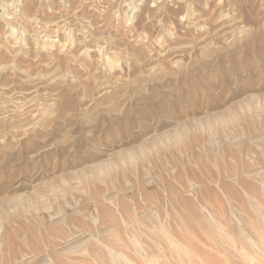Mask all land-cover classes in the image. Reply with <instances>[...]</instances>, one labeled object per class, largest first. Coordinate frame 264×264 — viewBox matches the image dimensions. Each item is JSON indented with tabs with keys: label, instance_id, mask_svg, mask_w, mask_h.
Returning a JSON list of instances; mask_svg holds the SVG:
<instances>
[{
	"label": "rangeland",
	"instance_id": "obj_1",
	"mask_svg": "<svg viewBox=\"0 0 264 264\" xmlns=\"http://www.w3.org/2000/svg\"><path fill=\"white\" fill-rule=\"evenodd\" d=\"M141 12L144 13L143 16L145 17L141 15ZM168 13L171 15H168ZM45 22L47 23L45 24ZM140 22L143 23L141 24ZM46 27L49 28L47 29ZM54 31L55 33H53ZM245 37L247 40H245ZM138 53L140 54L139 56ZM206 54H209L210 57ZM0 70H2L0 71V210L9 212L7 215L11 219L8 222L6 221V223H4L5 221L0 222V234L8 229L14 230V232L19 234L17 240L20 242L17 243V246L21 249V252L22 250L25 252H22V254L34 258L33 264L38 262L42 264L44 259L42 256L49 255L45 250L50 251V249L44 241H39L41 243L44 242L42 244L38 242L37 246L39 249L35 246H31L30 249V244L27 245V239H25L29 236L27 229L29 230V228L33 226L35 229L36 226H38V228L34 230L35 233L37 234L39 228L40 231H43V228L38 225V221L43 222L44 220V222H46L48 220V215L52 213L53 215L62 213L67 203L69 205L78 204L79 200L80 204H78V206L82 205V207L80 206L78 208V218L81 215V220H77L75 222L77 225L74 226L69 223L67 225V222L64 221L60 224V228L62 230L64 228L65 231L63 235L64 237H68L69 235L73 236L74 234H78V232L82 233L83 229L85 232L84 226H87L86 230L88 231L85 233L90 239L87 243L86 250L89 251L85 252L84 249L80 251L81 249L79 248L76 249L77 251L72 249L74 251L70 250L71 254H69V251L68 253H64V255L60 254V256H58L59 262H52L49 264H69L71 262V264H81L82 262V264L86 262L87 264H98L100 258L101 261H104L100 262L101 264H118L119 261L120 263L124 262L123 264H136L137 262V264H139L143 258V262L141 261L142 264H152L154 261L157 262V264H184L185 260L187 264L189 260L190 264H217V262L221 264H256L257 262L255 260L259 259L258 261H260L262 259V253H260L261 249H258L259 247L256 248L257 246L251 244L241 245L236 242V237H233L232 240H235L231 242L232 248L229 250V243L222 241V237L214 235L208 230L207 224H209V221L211 223L213 217L217 219H212L213 222L214 220L217 221L214 222V226L221 222H224L221 224H226L225 220L229 218L230 220L234 219V223L231 221V224L230 220H228L229 223L227 222L228 225L226 224V228L233 227L234 224L236 225L234 226L235 228L237 226L239 227L246 218H249L247 217L248 214H245V211L247 213V207L245 206V208L242 209L245 204L243 203L242 205L241 200V194L246 201L248 200L244 195V193H248V191L244 192L245 190H242L243 193H241L242 191L240 192L238 189L237 191L240 193L238 201H236L237 197L236 200L233 196H229L228 198L229 194L227 195L225 190L223 191L226 193L222 191V189H224L222 183L224 182L226 184L232 183L230 184L232 186L236 184L233 186L236 189L241 187L240 185L238 186L236 181L232 182L229 178L230 173L235 171V168H232L235 167V163H230L229 161L232 162L234 160H230L231 156L229 154L226 155L223 148L221 150H223L222 152L224 154L217 151L221 148V141H219L217 136H215L216 138L214 136L208 137V134H205V132L203 133V131L197 134L194 131V125L201 121V125H204V123L207 124L209 121L215 123L219 120L217 115H224L226 118L228 115L238 114L242 110L240 108L244 107L243 102L246 101L247 97L264 94V0H0ZM60 96L63 97L61 98ZM107 97L110 98L108 99ZM67 103L68 105L72 103L73 107H75L74 110H72V104L70 105L71 107H68L69 109L65 108L68 106ZM253 105L256 104L253 103ZM253 117L255 116L253 115ZM193 121L196 122L194 123ZM262 121H264V118L260 122L259 120L256 121V127L259 126L261 128L257 131H263L264 127L260 126H264ZM240 124L241 123L236 124V126L240 127L242 125ZM178 127H184L186 132L184 140L187 138L185 141L186 143L183 140V143L181 142L180 145L178 144L179 147L177 148L174 146L177 144H170L169 142L167 144V141L163 140L165 146L159 148L160 143L156 144L155 142L161 141V136L163 137L168 134L169 131L171 133V130L172 132L175 131ZM239 127H237L238 130H240ZM200 134L204 135L200 136ZM192 135H196L197 137L195 136L193 138ZM200 137H202V140ZM155 138H158V140ZM194 139L196 140L195 142ZM211 139L213 142L215 140V143L211 142ZM187 140L190 141V144ZM192 141L194 143H192ZM152 143H154L155 146ZM204 143H206V146ZM146 144L148 146L150 145V147ZM186 144L188 149L185 147ZM207 144L209 146L211 145V148L209 147L208 149ZM216 144L217 146L219 144L218 148L215 147ZM152 146H154V150L156 148L155 153H153L154 150ZM146 148L148 151H152L148 152ZM210 149L212 152H210ZM259 149H261V147H259ZM124 151L125 153L127 152V154H125ZM141 151H145L143 153L146 154L148 159L146 157L142 158ZM132 153L133 155L135 153L134 157L132 156V163L128 164V162H124L123 160L126 161L127 155H132ZM210 153L215 154L222 161L216 156H214V158H216L214 161L212 157L213 154L211 155ZM118 154L119 156L117 157ZM201 154L205 155V158ZM207 155H210V159ZM224 155L230 158H225ZM198 156L200 158L201 156L203 157L199 159ZM254 156H252V158ZM122 157H124V159ZM139 157L143 161V164ZM248 157L250 158L248 159L245 157L248 161L245 158L244 161L246 163H252V167L257 166L258 161L252 160L251 156ZM260 157L263 159V156ZM202 159L207 164L209 160L211 161L209 164H212L213 160L215 162H213V165L216 163L217 165L216 167H214L215 165H208L210 173L207 169L205 172L204 169L207 168V165L200 161ZM224 159H228V165H225L226 160L224 161ZM253 159L257 158L254 157ZM253 161L257 163L254 165ZM136 162L137 164L141 162V164L139 163L137 165ZM114 163L117 166H115ZM121 163L124 168L121 166ZM218 163H220L221 166L218 165ZM249 163L248 165L251 166ZM94 164L95 166L97 164L101 165L100 171L108 168L110 169L111 166L112 174H110L108 178L106 177L104 181L102 180L103 183L99 181L102 185L97 181V183H89L88 186L86 180L87 177L92 174L93 168L95 167ZM104 164H107L106 166L109 167H105L104 169ZM133 164L135 166H133ZM231 164L232 166H230ZM129 165L133 168H130L131 166L129 167ZM113 166L118 168L115 170ZM203 166H205V168ZM217 166L219 167L217 168ZM164 167H166V170ZM230 168L231 170L228 171ZM117 169L122 171L118 174L117 172L119 171H117ZM161 169H163V171H160ZM88 170L92 171L87 172ZM77 171H79V174H77ZM123 171L127 176L125 174L123 175ZM261 172V174H263V169ZM72 173L73 175L75 173L76 177L75 175H71ZM78 175H80V178H78ZM224 175H227V177H224ZM117 176L119 179L116 180ZM121 176H125L126 178ZM260 176L262 178L264 177L262 175ZM61 177L65 180L63 178L61 179ZM83 177H85V180ZM200 177L202 180H200ZM110 178H115L111 180L112 183L111 181H109V183L107 181ZM222 178L224 181H221L223 180ZM215 179H220L219 183L214 184L213 182H218ZM120 180H123V182L125 180V183H122ZM204 180L206 181L203 182ZM254 180L255 179L250 180L253 186ZM257 180L260 179L257 178L255 180L256 183L254 188H256V186L257 188L253 191L256 194L257 191L261 192H258L257 195L253 192V199H255L256 202L262 199L260 203L263 201L261 203L263 206L261 209L263 211L264 181H258L263 185H260L258 190L259 183ZM261 180H264V178ZM114 181L116 182L113 183ZM207 181H209L210 185L213 183L212 186L214 185L215 187L210 186ZM76 182L78 184H76ZM83 182L87 184L85 185ZM104 183L106 189L103 187ZM117 183L122 185L123 188L127 184L126 186L128 188L124 191ZM205 183L208 184L207 186L210 188L205 187ZM90 184L94 186L91 187ZM98 184H100V186ZM111 184H114V186ZM196 184L200 185V188L190 190L192 185ZM65 185H69V188ZM75 185H81L80 187L78 186L80 189L78 187L76 188ZM64 186L65 189L68 188V191L73 188L75 189L72 191H75L72 192L70 190L66 193L65 191L67 190L62 188ZM82 186L83 188H81ZM98 186H102L101 189H103L99 190L100 188H98ZM50 187H52V190ZM108 187L109 191H112V193L111 191L110 193L113 195V199L117 194V199H114L116 203L115 201L112 203V200H110V202L104 201L103 197L110 194L107 190ZM136 187L138 189L140 187V189L138 190ZM261 187L263 188L260 189ZM58 188H60V192ZM96 188L100 193L98 197L100 198L102 196L101 203L104 202L103 204L108 210L107 212H110L108 214L106 213L108 217L98 212L94 203L91 204L94 200L90 198L89 193ZM114 189L117 190V192L113 191ZM241 189L242 188H240V190ZM53 190L57 191V194H55L56 192ZM201 190H205L204 192L206 194L203 191L201 192ZM207 190H209L208 193L206 192ZM88 191L90 192L87 193ZM101 191H103L104 194L101 193ZM50 193L51 195H57L60 201H58L59 199L56 198V196H51ZM63 193L66 194V196L63 195ZM75 193L78 197H76ZM204 194L206 196L208 194V198L211 196L209 199L213 207L208 203L209 208H215L216 210L213 209L211 212L209 208L207 209L208 205L206 206V202H208L209 199L204 196ZM254 195H256L257 198ZM260 195L263 198H260ZM73 197L76 198H74L75 202L72 199ZM204 197L206 198L204 199ZM62 198H64L63 200L66 199V202H62ZM89 198L91 199V203ZM24 199L26 201H24ZM227 199H230L232 202ZM16 200L18 201L16 202ZM30 200L31 202L32 200L34 201L32 205H34L35 202L37 204H35L34 209ZM37 200H39V202H37ZM56 200L59 203H57ZM192 201L193 203L189 204ZM14 202L19 206L21 205V207L16 205V209ZM40 202L42 205H40ZM70 202L73 203L71 204ZM182 202L183 204L181 205ZM28 203L29 206L27 205ZM114 204H118V207L114 206ZM216 204L220 207H217ZM258 205H260L259 202ZM25 206L27 207L26 210L30 212H26ZM122 206L125 208H122ZM195 206L199 207L200 210H196L197 212H195V209H198ZM59 207H61L62 210ZM135 207H138V212ZM45 208L50 209L51 212L49 210L46 212L47 210ZM130 208L134 210V213L132 212L133 214ZM185 208L188 211L190 209V211L186 213H190L191 216L185 214ZM115 209L116 211L114 212ZM221 209L224 210L222 211ZM225 209L228 210V212ZM143 210H145V212ZM191 211L193 212L191 213ZM224 211L225 214H223ZM242 211H244V213ZM200 212L207 217L205 218L200 215ZM43 213H47L48 215L46 214V216ZM111 213L113 214L112 216ZM129 213H131V215ZM180 213L182 214L180 215ZM241 213L242 215L244 214V217ZM126 214L130 216V219ZM135 214L138 215L136 216ZM139 215L143 217H139ZM175 215H179L181 221L180 219L178 220L179 216H177V219H174L176 218L174 217ZM33 216L37 218L35 217V219ZM44 216L46 220L41 219L44 218ZM91 216L95 218V222L93 221L94 218L90 220V218H92ZM109 216L112 219H110ZM116 216L118 217L117 220L119 223L117 220L115 221ZM186 216H188L189 219H187L188 217ZM219 216L221 217L220 219H218ZM103 217H106V219ZM126 217H128V219ZM134 217L136 220L140 218V224L143 223V225L141 226L139 223L138 225L143 229L137 227V223L132 225V222L135 220ZM182 217L186 218L183 219ZM191 218L193 220H198L193 221ZM199 218L206 219L208 223ZM224 218L226 219L224 220ZM241 218L244 220H241ZM238 219L241 220V223L237 221ZM12 220L13 225L11 224ZM106 220H109V224H107ZM127 220H131L132 222H126ZM136 220L134 222H138V220ZM175 220L179 223L177 224ZM183 220H186L187 223L189 222V225L191 224L189 226L190 230L185 222L183 224ZM92 221L94 222L93 224ZM197 221L200 225L196 223ZM9 222L10 224H8ZM16 222L21 226H16L18 224ZM101 222L103 223L100 224ZM237 222L240 224L238 225ZM119 224H123L121 229L120 226L122 225ZM105 225H110L109 227H112V230H106V228H104L106 227ZM155 225H158V228H156L157 226L154 227ZM192 225H198L200 229ZM151 226L156 229L153 230L152 228L151 230ZM202 226L208 228L205 229L204 227L205 232L207 230V236L205 232H202L204 230ZM217 226L219 227L220 224H217ZM148 227L151 232L154 233H149L150 230ZM184 227L185 229H183ZM192 227H194L195 232ZM222 227L221 231L223 233L225 231H223L224 228L222 229ZM102 228H104V231L102 230L103 232L101 231ZM195 228H197L198 232ZM157 229L161 232L163 231V233L160 234L159 231L156 232ZM68 231H70L69 234ZM120 231L121 233L124 232L121 234ZM84 232L82 234H84ZM113 232H115V234ZM155 232L156 234L158 233L157 236L159 237L154 236L156 235ZM166 232L171 237L169 235L163 237V235H167ZM188 232L191 234L189 238L194 237V240H196L194 241L190 238L191 241L194 242H192L194 246L191 245V241L187 238L189 235ZM201 232L203 233L202 237L200 235ZM91 233L94 236L90 235ZM183 233H186V235ZM40 234H42V232ZM67 234L68 236H66ZM150 234L153 235L150 236ZM208 234L211 235V237L208 236ZM232 234L234 235V233ZM160 235H162L163 240ZM247 235L249 234L243 233V237L245 236L249 239ZM117 236H120L117 238L118 240L115 239ZM166 237L167 239L173 237L170 241H172L174 247H176L174 251L171 250L172 248L174 249L172 244H169L170 248L167 247L169 239L167 241ZM205 237H210V240L208 238L210 242L208 244L210 245L212 243L214 245L213 248L211 247L212 244L210 246L207 244L208 241L207 239L205 240ZM249 237H251V235H249ZM183 238L186 240L188 239L187 244L185 243L186 240H183ZM215 238H217V240H214ZM252 238L253 236L251 239ZM164 240L167 243L164 242ZM180 240H182L184 244H182L183 242ZM93 241L95 242L93 243ZM123 241H127L124 244L130 246L127 247L125 245L127 248L126 250H124ZM151 241H153L154 244ZM177 241L178 244H176ZM99 242L100 244L96 247L95 244ZM189 242L191 244H189ZM219 242L221 244H219ZM120 243H122V245H119ZM234 243H237L235 248H233ZM43 244L46 247L39 246ZM132 244H135L133 246L134 250H130ZM22 245L24 247H29L24 248ZM110 245L116 252L121 254L115 253L112 249L111 252L113 253H109L110 249L107 250V248H111L109 247ZM146 245H148L147 248ZM99 246L101 248L99 254L100 258L98 259L97 255L99 252L96 251H99ZM102 246L105 248H102ZM179 247L181 248L180 252L178 251ZM225 247L229 248L226 249ZM93 248H98V250L95 249V251ZM161 248L163 249L161 250ZM166 248H169L168 251L170 254L167 252ZM250 248V252L253 254H248V249ZM32 249L38 256L33 254L34 251ZM233 249H237L240 254L236 253L237 250L231 252ZM239 250H241L242 253ZM43 251H45V254ZM134 251H137V253ZM139 251L148 253L149 256L145 253L147 259H150L148 257L152 255L149 260L151 263L146 261L147 259L143 257L144 254L141 255L142 253ZM175 251H178L179 254ZM216 251L220 254L219 259H217L215 255L214 258L217 260L213 259L214 255H211L213 253L218 255ZM1 252L2 250H0V254L4 253V251ZM72 252H74L73 254H75V256ZM83 252L85 256L86 254L89 256L84 257ZM95 252L97 254H95ZM102 252H104V254L107 253L105 254L107 259L103 256L104 254H102ZM183 252H191L193 256H191V253H189L190 256H187V253L184 254ZM230 252L232 256L229 254ZM233 253L234 255L236 253L242 257L243 255L245 257L247 256V258L243 257L244 261H240V257H235ZM79 254H81V259ZM116 254L119 256L124 254L122 256H126L125 260L128 258L127 263L123 260L124 257L121 256V258H119ZM134 254H138L137 258ZM181 254L184 258L180 256ZM3 255H0V264H2L1 256ZM93 255H96L95 257L98 261L92 258ZM107 255L117 256L119 260L115 259L117 257H113L114 261H112L113 258H111V256L107 257ZM139 256L143 258L139 260ZM227 256H231L232 258L229 257V259ZM259 256L260 258H258ZM4 257L6 259V254ZM68 257L69 259L66 262ZM223 257H226L227 260ZM233 257L237 260H233ZM49 258L52 261L53 258L48 257V259ZM84 258L87 260H82ZM103 258L105 260H103ZM109 258L111 260H109ZM155 258L157 261L153 260ZM190 258H193L192 262ZM220 258H223L224 261ZM254 258L256 259L254 260ZM48 259L46 260L50 261V259ZM73 259L81 260V262L77 260L74 261ZM111 261L112 263H110ZM116 261L118 263H116ZM261 263L262 262H260V264ZM257 264H259V262Z\"/></svg>",
	"mask_w": 264,
	"mask_h": 264
},
{
	"label": "bare ground",
	"instance_id": "obj_2",
	"mask_svg": "<svg viewBox=\"0 0 264 264\" xmlns=\"http://www.w3.org/2000/svg\"><path fill=\"white\" fill-rule=\"evenodd\" d=\"M2 2V1H1ZM17 2H19V1H17ZM25 2V1H24ZM47 2V1H46ZM45 2V3H46ZM237 2V1H236ZM12 3V2H11ZM10 3V4H11ZM28 3V2H27ZM19 4V3H18ZM2 5V4H1ZM13 5V4H12ZM7 6V5H6ZM21 6V5H20ZM45 6V5H44ZM11 11V10H10ZM14 12V11H13ZM142 13V12H141ZM145 13H146V11H145ZM143 14L144 13H142L141 15L143 16ZM171 14L173 15V13L171 12ZM170 13H168V15H171ZM175 15V14H174ZM15 16V15H14ZM141 16V17H142ZM141 17H140V19H141ZM143 17H145V16H143ZM142 17V18H143ZM13 18V17H12ZM252 18V17H251ZM144 20V19H143ZM255 21V20H254ZM10 22V21H9ZM47 22H45V24H46ZM141 24L143 23V22H140ZM10 24V23H9ZM8 24V25H9ZM52 25V24H51ZM10 26V25H9ZM141 27V26H140ZM39 28H41V27H39ZM47 28V27H46ZM49 28V27H48ZM47 28V29H48ZM56 31V30H55ZM55 31L53 32V33H55ZM41 33V32H40ZM145 33V32H144ZM38 35V34H37ZM36 37H38V36H36ZM38 38H40V37H38ZM44 38H47V37H44ZM48 39H49V37H48ZM245 40H247L246 39V37H245ZM253 40V39H252ZM239 42V41H238ZM250 45V44H249ZM139 50V49H138ZM141 50V49H140ZM143 50V49H142ZM136 51V50H135ZM206 51V50H205ZM210 51V50H209ZM138 52V51H137ZM140 53H142V52H140ZM137 54V53H136ZM202 54V53H201ZM140 54L138 53V56H139ZM206 55H209V54H206ZM205 55V56H206ZM80 56V55H79ZM202 56V55H201ZM77 57V56H76ZM86 57V56H85ZM208 57H210V55L208 56ZM80 58V57H79ZM76 60V59H75ZM74 60V61H75ZM95 65V64H94ZM12 70V69H11ZM0 71H2V70H0ZM3 73V72H2ZM5 73V72H4ZM161 77V76H160ZM115 78V77H114ZM35 79V78H34ZM150 80H153V79H150ZM109 82V81H108ZM74 86V85H73ZM66 87V86H65ZM63 93H65V92H63ZM71 95V94H70ZM63 96H65V95H63ZM62 96V97H63ZM61 97V96H60ZM61 97V98H62ZM67 97V96H66ZM101 97V96H100ZM108 98V97H107ZM110 98V97H109ZM108 98V99H109ZM71 99V98H70ZM74 99V98H73ZM68 100V99H67ZM101 100H103V99H101ZM98 101V100H97ZM104 101V100H103ZM105 101H106V98H105ZM67 102V101H66ZM71 102H72V100H71ZM74 102V101H73ZM255 103L256 105H253V103ZM69 103V102H68ZM68 103H67V105H68ZM75 103V102H74ZM103 103V102H102ZM239 103H241V102H239ZM239 103H238V105H239ZM72 103H70V105H71ZM242 104V103H241ZM243 108H240V109H242L241 111H240V113H238V114H233V115H228V117H224V115L223 116H219V115H217L218 116V119L219 120H217V122H215V123H211L209 120H207V121H209V122H207V124H205L204 123V125H201L202 123V121L199 123H195L196 121H193L194 123H195V125H194V131L198 134L200 131H203V133L205 132V134L207 133L208 134V137H215V136H217L218 137V139H219V141H221V143H220V145H221V148H220V150H217V151H219V152H222L223 150H221L222 148L224 149V153H226V155L227 154H229L230 156H231V158L230 157H228V156H225V158L226 157H228V158H230V160L231 159H233L234 161H229L230 163H235V167H232L235 171H233V173H230V176H229V178L232 180V182H235L236 181V183L238 184V186L240 185L241 187L240 188H242L241 190H240V188H234L233 186L234 185H236V184H234L233 186L232 185H230V184H232V183H229V184H226L225 182L224 183H222V187L224 188V189H222V191L223 190H225L226 192H224V193H226L227 195H228V198H229V196H233V198L236 200V197H237V200L236 201H238V199L240 198V196H239V194L240 193H238V191H242V190H245L244 192H246V191H248V193L246 192V193H244V195H245V197L248 199L247 201H246V199H244L243 198V196H242V194H241V200H242V205H243V203L245 204L244 205V207L242 208V209H244L245 208V206L247 207L246 209H247V213H246V211H245V214H248V216L247 217H249V218H246V216H245V220L244 219H242L241 218V220H244L242 223L240 222L241 220H237V221H239L240 223H241V225L238 227H234V226H236L235 224H234V226L233 227H228V228H226V226L228 225V223H229V221L228 220H230V218L228 219V220H225L226 218H224V220L226 221V224H221V223H224V222H221V223H217V224H220V226L222 227V225H223V227H222V229L224 228V230L223 231H225V232H223L222 233V231H221V227H220V229H219V227L217 226V224L214 226V222L217 220L216 219V217L214 218H212V219H216V220H214V222H213V220L211 219V218H209V219H211V223H210V221H209V224H207L208 222L206 221V219H203L204 217H205V215H202L203 213H199L200 215H202V216H204L203 218H201V219H203L205 222H207L206 224L208 225V228L207 227H205V229L207 228L212 234H214V235H217V236H220V237H222V241H224V242H227V243H229L230 244V248L229 247H225L226 249L227 248H229V250L232 248V246H231V242H234V240H232L233 239V237H236V242L237 243H239V244H241V245H245V244H251V245H255V246H257L256 248H258V249H261V251H260V253H262V255H261V260L260 261H258V260H255L256 258H254V260L258 263L259 262V264H260V262H262L261 264H264V210L262 211V205H261V203L263 202V201H261V203H260V200H262V199H259V197H258V202H259V204L260 205H258V202H256L255 201V199H253V192L255 191L254 189H256L257 188V186H256V188H254L255 187V183H256V179L258 178V179H260V180H257V182L259 181H264V180H261V179H263L260 175H262V176H264V172H263V174H261L262 172V169H263V171H264V128H263V131L261 130V131H257L258 129H261L259 126H257V127H259V128H257L256 127V121H258L259 120V122L261 121V120H263V118H264V94H261V95H251V96H249V97H247V99H246V101L245 102H243ZM70 105H68V106H66L65 108H68V107H71L72 106V110H74V108L75 107H73V104L70 106ZM77 105V104H76ZM242 106V105H241ZM64 108V107H63ZM236 108H238V107H236ZM253 108H254V110H253ZM69 109V108H68ZM231 109V108H230ZM233 109V108H232ZM228 111V110H227ZM234 112H236V111H234ZM219 114V113H218ZM222 114V113H221ZM229 114V113H228ZM230 114H232V113H230ZM253 115L255 116V117H253ZM213 120V119H212ZM193 122H191V123H193ZM204 122V121H203ZM263 123H264V121H262ZM261 122V123H262ZM239 123H241L240 125V127L239 126H236V124H239ZM261 123H259V124H261ZM191 125V124H190ZM191 126H193V125H191ZM260 126H262V127H264L263 125H260ZM182 127V126H181ZM181 127H178L175 131H173L172 132V130H171V133H170V131H169V133L168 134H166V135H164L163 137L161 136V141H159V142H155V140L153 139V141L157 144V143H160V147L159 148H163L164 146H165V142L164 141H167V144H168V142L171 144H181V142L184 140V138H185V135H186V132H185V130H184V127L183 128H181ZM185 127H186V125H185ZM237 127H239L240 128V130H238L237 129ZM180 128V129H179ZM186 129V128H185ZM174 130V129H173ZM186 131H187V129H186ZM195 132H193V133H195ZM201 135H204V134H200V136ZM193 136V135H192ZM196 136V135H195ZM195 136H193V138L195 137ZM197 137V136H196ZM202 137H204V136H202ZM202 137H200L201 138V140H202ZM199 138V137H198ZM197 138V139H198ZM206 138H207V135H206ZM206 138H205V140H206ZM216 138V137H215ZM214 138V139H215ZM156 139V138H155ZM187 139V138H186ZM186 139L184 140V142L186 141ZM156 140H158V138L156 139ZM164 140V141H163ZM203 140H204V138H203ZM207 140H208V138H207ZM212 140V139H211ZM152 141V140H151ZM150 141V142H151ZM188 141V140H187ZM196 140L194 139V142H195ZM199 141H200V139H199ZM218 141V140H217ZM219 141H218V143H219ZM190 141H188V143H189ZM193 141H192V143H194ZM198 142V141H197ZM207 142V141H206ZM211 142H213V140L211 141ZM183 143V142H182ZM186 143V142H185ZM184 143V144H185ZM187 143V144H188ZM200 143V142H199ZM213 143H215V140H214V142ZM151 144V143H150ZM153 145H154V143H152ZM166 144V145H167ZM187 144H186V149H188L187 147L189 146V144H188V146H187ZM198 144V143H197ZM197 144H194V145H197ZM212 144V143H211ZM147 145V144H146ZM177 145H174L175 147H179V145L177 146ZM204 145L206 146V143H204ZM208 145V144H207ZM148 146V145H147ZM155 146V145H154ZM154 146H152V149L154 150ZM182 146V145H181ZM181 146H180V148H181ZM192 146V145H191ZM211 146V145H210ZM209 145H208V149H209V147H210ZM213 146H215V145H213ZM218 146H219V144H218ZM218 146H217V144H216V148H218ZM145 147V146H144ZM143 147V148H144ZM148 147H150V145L148 146ZM171 147V146H170ZM183 147V146H182ZM196 147V146H195ZM259 147H261V149H259ZM166 148H168V147H166ZM205 148V147H204ZM211 148V147H210ZM212 148H214V147H212ZM158 149V148H157ZM183 149V148H182ZM185 149V150H186ZM190 149H191V147H190ZM194 149V148H193ZM207 149V148H206ZM207 149V150H208ZM259 149V150H258ZM145 150V149H144ZM146 150H147V148H146ZM181 150V149H180ZM196 150V149H195ZM204 150V149H203ZM206 150V151H207ZM129 151V150H128ZM132 151V150H131ZM148 151V150H147ZM152 151V150H151ZM151 151H148V152H151ZM155 151H156V148H155V150L153 151V153H155ZM192 151V150H191ZM197 151V150H196ZM142 152V158H144V157H146L147 158V156H146V154L145 153H143V152H145V151H141ZM160 152V151H159ZM210 152H212L211 151V149H210ZM123 153V152H122ZM124 153H125V151H124ZM123 153V154H124ZM129 153V152H128ZM131 153V152H130ZM163 153V152H162ZM189 153H192V152H189ZM202 153V152H201ZM214 153V152H213ZM212 153V154H213ZM223 153V152H222ZM223 153V154H224ZM125 154H127V152L125 153ZM124 154V155H125ZM151 154V153H150ZM200 154V153H199ZM207 154H209V153H207ZM211 154V153H210ZM211 154V155H212ZM217 154H219V153H217ZM123 155V156H124ZM134 155H135V153H134ZM134 155H133V153H132V155L131 154H128L127 155V159H126V161L125 160H123L124 162H128V164L129 163H132V161H133V158H132V156L134 157ZM157 155V154H156ZM201 155H203V154H201ZM222 155V154H221ZM255 155V156H254ZM119 156V154L117 155V157ZM121 156H122V154H121ZM136 156H138V155H136ZM135 156V157H136ZM194 156H196V155H194ZM204 156V158H205V155H203ZM203 156H201V158L203 157ZM208 156V158H209V156L210 155H207ZM214 156H216L215 154H213V160L215 159L216 160V158H214ZM223 156V157H224ZM248 156H251V159L252 160H256V161H258V163H257V166H253L252 167V163L250 164L249 162V164L251 165V166H249L248 165V163H246L244 160L246 159L247 160V158L249 159L250 157H248ZM252 156H254V157H256L257 159H253L252 158ZM260 156H263V159H262V157H260ZM154 157H155V155H154ZM192 157H193V155H192ZM199 157V156H198ZM217 157V156H216ZM245 157H247V158H245ZM123 159H124V157H122ZM121 158V159H122ZM138 158V157H137ZM158 158V157H157ZM195 158V157H194ZM200 157H199V159H201ZM203 158V159H204ZM207 158V157H206ZM207 158V159H208ZM218 158V157H217ZM245 158V159H244ZM117 159V158H116ZM139 159H140V157H139ZM148 159V158H147ZM154 159V158H153ZM156 159V158H155ZM203 159L202 160H200L201 162H203V164H206L207 165V168H205V166H203L205 169H204V171L206 172L207 170H208V172L210 173V171H209V169H208V167L209 166H211V165H213V162L215 161H213L212 159V164H209V162L211 163V161L209 160V161H207L208 162V164L207 163H205L204 161H203ZM206 159V160H207ZM210 159V158H209ZM219 159V158H218ZM221 159H223V158H221ZM141 160V159H140ZM151 160V159H150ZM205 160V159H204ZM220 160V159H219ZM226 159H224V161H225ZM228 160V159H227ZM227 160L225 161L226 163H227ZM136 161H138V160H136ZM142 161V160H141ZM148 161V160H147ZM159 161V160H158ZM220 161H222V160H220ZM223 161V162H224ZM248 161V160H247ZM152 162V161H151ZM217 162V161H216ZM222 162V163H223ZM250 162H252V161H250ZM254 162V161H253ZM141 164V162H138V164ZM159 163V162H158ZM157 163V164H158ZM160 163H161V161H160ZM215 163V162H214ZM225 163V165H228V163L226 164ZM255 162H254V165L256 164ZM103 164V163H102ZM111 164V163H110ZM115 164V163H114ZM113 164V165H114ZM136 164H137V162H136ZM137 164V165H138ZM142 164H143V161H142ZM146 164V163H145ZM162 164H164V163H162ZM224 164V163H223ZM105 165V164H104ZM107 165V164H106ZM103 166V168L105 169V167H109V166ZM123 164L121 163V166H122ZM125 165V164H124ZM159 165V164H158ZM209 165V166H208ZM215 165V166H214ZM213 166L214 167H216V165H217V163L216 164H214ZM218 165H220V163H218ZM224 165V166H225ZM260 165V166H259ZM94 166H95V164H94ZM93 166V167H94ZM115 166H117L116 164H115ZM115 166H113V167H115ZM121 166H120V168H121ZM131 165H129V167H130ZM133 166H135L134 164H133ZM140 166V165H139ZM138 166V167H139ZM162 166V165H161ZM221 166V165H220ZM230 166H232V164L230 165ZM230 166H228V167H230ZM93 167H90V168H93ZM123 167V166H122ZM203 167H202V169H203ZM219 166H217V168H218ZM116 168H118V167H115L114 169L116 170ZM124 168V167H123ZM130 168H133L132 166L130 167ZM156 168H157V166H156ZM155 168V169H156ZM161 168H163V167H161ZM165 168V170H166V167H164ZM177 168V167H176ZM225 168V167H224ZM87 169V168H86ZM113 169V170H114ZM122 169V168H121ZM120 169V170H121ZM171 169V168H170ZM207 169V170H206ZM223 169V168H222ZM232 169V170H233ZM101 170V165L99 164H97L94 168H93V171L92 170H88L87 172H91L92 171V174H90V176L89 177H87V183H88V186H89V183H94V182H96L97 183V181H98V183H100L102 180L104 181V179L107 177H109L110 176V174H112V170H111V166H110V169L108 168V169H106V170H102V171H100ZM114 170V171H115ZM164 170V171H165ZM168 170V169H167ZM221 170V169H220ZM229 170H231V168L230 169H228V171ZM113 171V172H114ZM117 171H119V169H117ZM116 171V172H117ZM122 171V170H121ZM121 171H119V172H117L118 174L121 172ZM125 171V170H124ZM123 171V172H124ZM139 171V170H138ZM160 171H163V169H161ZM171 171V170H170ZM78 173L77 174H79V171H77ZM81 172V171H80ZM115 172V173H116ZM140 172V171H139ZM142 172V171H141ZM172 172V171H171ZM207 172V173H208ZM214 172H216V171H214ZM217 172H218V170H217ZM226 172V171H225ZM83 173H85V172H83ZM158 173H159V171H158ZM180 173H181V171H180ZM222 173V172H221ZM224 173V172H223ZM227 173V172H226ZM82 174V173H81ZM86 174V173H85ZM114 174V173H113ZM126 175V173L124 172L123 173V175ZM177 174V173H176ZM220 174V173H219ZM225 174V173H224ZM228 174V173H227ZM71 175H73V173L71 174ZM70 175V176H71ZM74 175H75V173H74ZM73 175V176H74ZM84 175V174H83ZM82 175V176H83ZM115 175V174H114ZM140 175V174H139ZM80 175H78V178H80L79 177ZM112 176V175H111ZM127 176V175H126ZM227 177V175H224V177ZM261 178H260V177ZM60 177V176H59ZM64 177H65V174H64ZM75 177H76V175H75ZM85 177H86V175H85ZM85 177H83V179L85 178ZM114 177H116V176H114ZM121 177H123V176H121ZM130 177V176H129ZM211 177V176H210ZM209 177V178H210ZM213 177V176H212ZM215 177V176H214ZM217 177V176H216ZM223 177V176H222ZM63 177H61V179H62ZM66 178V177H65ZM70 178V177H69ZM123 178H126L125 176L123 177ZM123 178H121V179H123ZM136 178V177H135ZM172 178H174V177H172ZM179 178V177H178ZM199 178V177H198ZM197 178V179H198ZM203 178V177H202ZM205 178V177H204ZM218 178V177H217ZM59 179V178H58ZM58 179H55V180H58ZM60 179V180H61ZM64 179V178H63ZM82 179V178H81ZM113 179H115V178H113ZM113 179H109V180H107L108 181V183H109V181H111V180H113ZM117 179H119L118 178V176H117V178H116V180ZM132 179V178H131ZM163 179V178H162ZM223 179V178H222ZM251 179H255L254 180V182H253V184H254V186L250 183V180ZM54 180V181H55ZM65 180V179H64ZM78 180V179H77ZM80 180V179H79ZM85 180V179H84ZM200 180H202L201 179V177H200ZM206 180H207V178H206ZM206 180H204L203 182H205ZM213 180V179H212ZM211 180V181H212ZM216 180V179H215ZM214 180V181H215ZM220 180V179H219ZM219 180L217 179L216 181H218V182H213L214 184H216V183H219ZM100 181V182H99ZM103 181H102V183H103ZM120 181H122V183H125V180H124V182H123V180H120ZM120 181H119V183H120ZM197 181H199V180H197ZM221 181H224V179L223 180H221ZM51 182V181H50ZM55 182H58V181H55ZM64 182V181H63ZM116 181H114L113 183H115ZM164 182H165V180H164ZM208 182V184L210 185V183H209V181H207ZM206 182V183H207ZM258 182V183H259ZM60 183H62V182H60ZM84 183V182H83ZM87 183H84L85 185L87 184ZM106 183V182H105ZM105 183H104V188H105ZM111 183H112V181H111ZM126 183H127V180H126ZM134 183H135V181H134ZM205 183V184H206ZM212 183V184H213ZM221 183V182H220ZM257 183V184H258ZM263 183V182H262ZM49 184H51V183H49ZM48 184V185H49ZM76 184H78L77 182H76ZM80 184V183H79ZM101 184V183H100ZM100 184H98L99 186H100ZM107 184V183H106ZM118 184V183H117ZM137 184V183H136ZM199 184H200V182H199ZM204 184V183H203ZM202 184V185H203ZM208 184H206V186L205 187H207V188H210V187H208L207 185ZM212 184L210 185V186H212ZM256 184V185H257ZM70 185V184H69ZM69 185H65V186H68V188H69ZM72 185V184H71ZM82 185V184H81ZM81 185H78L79 187L81 186ZM102 185V184H101ZM112 185V184H111ZM119 185V184H118ZM124 185V184H123ZM127 185V184H126ZM124 186V188H123V186L122 185H119L120 187H122L123 188V190L125 191L128 187L127 186ZM130 185V184H129ZM135 185V184H134ZM133 185V186H134ZM143 185V184H142ZM201 185V184H200ZM200 185H192V187H191V189L190 190H192V189H199L200 188ZM259 186H258V190H259V187H260V183L258 184ZM263 185H264V183H263ZM263 185H261V186H263ZM49 186H51V185H49ZM65 186L64 187H62V188H64L65 189ZM76 186V185H75ZM74 186V187H75ZM78 186H76V188L78 187ZM87 186V187H88ZM90 186H91V184H90ZM94 186V185H93ZM93 186H91V187H93ZM97 186V185H96ZM98 186V188H100L99 190H102L101 189V187H99ZM110 186V185H109ZM112 186H114V184L112 185ZM117 186V185H116ZM132 186V187H133ZM140 186H141V184H140ZM214 186V185H213ZM212 186V187H213ZM72 187V186H71ZM78 187V188H79ZM118 187V186H117ZM120 187H118V188H120ZM131 187V186H130ZM137 187H138V185H137ZM136 187V188H137ZM142 187V186H141ZM211 187V188H212ZM215 187V186H214ZM217 187V186H216ZM264 187V186H263ZM263 187H261L260 189H262ZM51 188V190H52V187H50ZM50 188H48V189H50ZM68 188H66L65 190H67V191H65L66 193H68L69 191H68ZM81 188H83V186L81 187ZM84 188H85V186H84ZM90 188V187H89ZM110 188H113V187H110ZM116 188V187H115ZM221 188V187H220ZM73 189H75V188H73ZM72 189V190H73ZM80 189V188H79ZM92 189V188H91ZM106 189V188H105ZM105 189H104V191H105ZM138 189V188H137ZM139 189H140V187H139ZM138 189V190H139ZM206 189V188H205ZM239 189V190H238ZM264 189V188H263ZM56 190V189H55ZM55 190H53L54 192H56L55 194H57V191H55ZM58 190H59V192H60V188H58ZM62 190V189H61ZM71 190V191H72ZM83 190H86V189H83ZM87 190H88V188H87ZM90 190V189H89ZM97 188L96 189H93V190H91L92 192H90V191H88L87 193H89V196H90V198H92L93 200H94V202H92L91 203V199L89 200L90 201V203L91 204H95V207L98 209V212H100V213H103V215L105 216H107V214L108 213H110V212H107L108 210H107V207H105L104 206V202H102L101 203V197L99 198L98 197V194H100L98 191H99ZM108 191H109V187H108V189H107ZM119 190V189H118ZM212 190V189H211ZM238 190V191H237ZM254 190V191H253ZM75 191V190H74ZM74 191H72V192H74ZM76 191H80V190H76ZM111 191V190H110ZM110 191H109V193H110ZM113 191H115V192H117V190H113ZM119 191H121V190H119ZM118 191V192H119ZM124 191H122V192H124ZM171 191V190H170ZM204 192L205 190H201V192ZM208 191L209 190H207L206 192L208 193ZM264 191V190H263ZM42 192V191H41ZM51 192V191H50ZM53 192V193H54ZM58 192V193H59ZM64 192V191H63ZM71 192V193H72ZM86 192V191H85ZM106 192V191H105ZM114 192V193H115ZM121 192V193H122ZM172 192V191H171ZM170 192V193H171ZM197 192H200V191H197ZM200 192V193H201ZM214 192V191H213ZM212 192V193H213ZM258 192L260 193L261 191H257V194H258ZM45 193H46V190H45ZM101 193H103V191H101ZM108 193V192H107ZM111 193H112V191H111ZM107 194V196L106 197H103V199H104V201H108V202H110V200H112V203L115 201L114 199L116 198L117 199V194H116V197L113 199V195L112 194ZM113 193V194H114ZM205 193V192H204ZM211 193V194H212ZM241 193H243V191L241 192ZM255 193V192H254ZM263 193V192H262ZM42 194H43V192H42ZM104 194V193H103ZM173 194V193H172ZM206 194V193H205ZM204 194V196H206ZM215 194V193H214ZM256 194V193H255ZM256 194V195H257ZM264 194V193H263ZM50 195H51V193H50ZM49 195V196H50ZM52 195H54V194H52ZM51 195V196H52ZM63 195H65L66 196V194H64L63 193ZM69 195V194H68ZM68 195H67V197H68ZM71 195V194H70ZM75 195H76V197H78L77 196V194L75 193ZM120 195V194H119ZM119 195H118V197H119ZM176 195V194H175ZM201 195H203V194H201ZM256 195H254L255 197H256ZM262 195V194H261ZM261 195H260V198H263V197H261ZM54 196H56V198H58L57 197V195H54ZM53 196V197H54ZM59 196V195H58ZM88 196V195H87ZM88 196V197H89ZM103 196H105V195H103ZM115 196V195H114ZM213 196V195H212ZM62 197V196H61ZM72 197V196H71ZM87 197V198H88ZM207 198H208V194H207V196H206ZM206 197H204V199L206 198ZM211 196H209V198H210ZM213 197H215V196H213ZM254 197V198H255ZM39 198V197H38ZM69 198V197H68ZM67 198V199H68ZM74 198L75 197H73L72 199L74 200ZM178 198V197H177ZM208 198V199H209ZM226 198H227V196H226ZM233 198H232V201H233ZM257 198V197H256ZM27 199H29V198H27ZM53 199V198H52ZM59 199V198H58ZM64 198H62L61 200H62V202L64 201V202H66V199L65 200H63ZM71 199V198H70ZM76 199V198H75ZM80 199V198H79ZM107 199V200H106ZM185 199V198H184ZM21 200H23V199H21ZM41 200V199H40ZM78 200V199H77ZM84 200V199H83ZM88 200V199H87ZM178 200V199H177ZM186 200V199H185ZM207 200V199H206ZM205 200V201H206ZM228 201L230 200V199H227ZM18 200H16V202H17ZM24 201H26L25 199H24ZM29 201V200H28ZM43 201V200H42ZM41 201V202H42ZM44 201H45V199H44ZM43 201V202H44ZM57 201V200H56ZM58 201H60V199L58 200ZM57 201V203H59ZM70 201H72V200H70ZM187 201V200H186ZM204 201V200H203ZM210 199H209V201L208 202H206L205 204H206V206L208 205V203H210ZM231 201V200H230ZM231 201V202H232ZM30 202H31V200H30ZM32 202L34 203V201L32 200ZM31 202V205L33 204ZM37 202H39V200H37ZM40 202V205H42V203ZM74 202H75V200H74ZM78 202V201H77ZM123 202V201H122ZM183 202H185V201H183ZM183 202L181 203V205L183 204ZM239 202H240V200H239ZM20 203V202H19ZM71 204L73 203V202H70ZM89 203V204H90ZM115 203H116V201H115ZM127 203V202H126ZM193 203V201L192 202H190L189 204H192ZM236 203H238V202H236ZM14 204H15V202H14ZM21 204V203H20ZM35 204H36V202H35ZM35 204L34 205H32L33 206V209L35 208L34 206H35ZM45 204V203H44ZM64 204V203H63ZM78 204H80V200H79V203ZM78 204L77 203H75V204H72V205H69L68 203L66 204V206H65V210L63 211L62 209H61V207H59L61 210H62V213H59V214H54L53 215V213L52 214H50V215H48L47 213V215H48V220L46 221V222H44V220H43V222H40V221H38L39 223H38V225L39 226H41L43 229V231H40V228H39V231H37V234H40L41 232H42V234H40V235H37L36 233H35V229L36 228H38V226H36V228L34 229L32 226H29V227H32V228H29V230L27 229V231L29 232V236H28V238H25V239H27V245H29L30 244V249H31V246L33 247V246H35L36 248L38 247L37 245H38V242L39 241H44V242H46V245L48 246V248L50 249V251H48V250H45L49 255L48 256H46V255H44V256H42L44 259H43V263L42 264H49V263H52V262H59V257L58 256H60V254L61 255H64V253H68V251H69V254H71L70 252V250H72V249H75V251H77L76 249L77 248H79V249H81L80 251H82L83 249L85 250V252L86 251H89V250H86L87 249V243H88V241H89V239L90 238H88L87 236H86V233L85 232H87L88 230H86V227L87 226H84L85 227V232H84V229H83V232H84V234H82V233H80V232H78V234H72L73 236H68V234L70 233V231H68V234L66 235V236H68V237H64V235H63V232L65 231L64 230V228H63V230L60 228V224L62 223V222H67L66 224L68 225V223L70 224V225H77L75 222L77 221V220H81V215H80V217L78 218V213H79V211H78V208L81 206L82 207V205H80V206H78ZM82 204V203H81ZM111 204V203H110ZM187 204V203H186ZM185 204V205H186ZM213 204V203H212ZM239 204V203H238ZM11 205V204H10ZM16 205H18L17 203L15 204V207H16ZM23 205V204H22ZM28 206H29V203L27 204ZM37 205V204H36ZM40 205H39V207H40ZM47 205V204H46ZM58 205V204H57ZM65 205V204H64ZM64 205H60V206H64ZM106 205H107V203H106ZM113 205V204H112ZM118 205V204H117ZM117 205H115L114 204V206H117ZM124 205V204H123ZM125 205H127V204H125ZM184 205V206H185ZM188 205V204H187ZM195 205V204H194ZM193 205V206H194ZM210 205H211V203H210ZM214 205V204H213ZM217 205V204H216ZM85 206V205H84ZM91 206H93V205H91ZM108 206V205H107ZM129 206V205H128ZM189 206V205H188ZM240 206V205H239ZM18 207H21V205L19 206L18 205ZM31 207V206H30ZM44 207H45V205H44ZM52 207V206H51ZM56 208H58L57 206H55ZM109 207V206H108ZM113 207V206H112ZM118 207V206H117ZM116 207V208H117ZM124 206H122V208H123ZM196 207V206H195ZM211 207H213L212 205H211ZM217 207H220V206H218L217 205ZM22 208H24V207H22ZM36 208H37V206H36ZM49 208V207H48ZM84 208V207H83ZM95 208V209H96ZM125 208V207H124ZM138 208V207H137ZM136 207H135V209H137ZM140 208V207H139ZM194 208V207H193ZM196 208H198V209H195V212H197L198 210H200L199 209V207H196ZM205 208V207H204ZM209 208V205H208V207H207V209ZM221 208H223V207H221ZM225 208V207H224ZM16 209H17V207H16ZM20 209V208H19ZM27 209V207L25 206V210ZM43 209V208H42ZM46 209V208H45ZM51 209H53V208H51ZM64 209V208H63ZM94 209V210H95ZM109 209V208H108ZM131 209V208H130ZM129 209V210H130ZM189 209V208H188ZM192 209V208H191ZM206 209V210H207ZM210 209V208H209ZM213 209H215V208H213ZM212 208L210 209L211 210V212H212V210H213ZM220 209V208H219ZM241 209V210H242ZM47 211L46 212H48V210L51 212V210L50 209H46ZM110 210V209H109ZM118 210V209H117ZM119 210H122V209H119ZM127 210V209H126ZM141 210V209H140ZM197 210V211H196ZM216 210V209H215ZM222 210V209H221ZM224 210V209H223ZM222 210V211H223ZM226 210V209H225ZM240 210V211H241ZM27 211H29V210H26V212ZM35 211V210H34ZM37 211H40V210H37ZM45 211V210H44ZM43 211V212H44ZM52 211H54V210H52ZM81 211H82V209H81ZM116 211V209L114 210V212ZM134 210H132L131 209V213L133 212ZM144 212H145V210H143ZM185 214L187 215V214H189L190 215V213H186L188 210H186V208H185ZM189 211H190V209H189ZM188 211V212H189ZM207 211H209V210H207ZM217 211H218V208H217ZM227 212H228V210H226ZM14 212V211H13ZM20 212H21V210H20ZM20 212H19V214H20ZM30 212V211H29ZM49 212V213H50ZM55 212V211H54ZM95 212V211H94ZM97 212V213H98ZM113 212V211H112ZM119 212V211H118ZM121 212H123V211H121ZM128 212V211H127ZM137 212H138V209H137ZM136 212V213H137ZM193 211H191V213H192ZM210 212V211H209ZM215 212V211H214ZM213 212V213H214ZM243 213H244V211H242ZM9 212H7V211H5V210H0V222L2 221H5L4 223H6V221L8 222V221H10L11 219L9 218V216L7 215ZM37 213V212H36ZM42 213V212H41ZM45 213V212H44ZM43 213V214H44ZM81 213V212H80ZM107 213V214H106ZM125 213V212H124ZM123 213V214H124ZM131 213H129L130 215H131ZM134 213V212H133ZM132 213V214H133ZM140 213V212H139ZM219 213V212H218ZM230 213V212H229ZM15 214V213H14ZM22 214V213H21ZM46 214H44V215H46ZM82 214V213H81ZM99 214V213H98ZM115 214V213H114ZM119 214H120V212H119ZM182 213H180V215H181ZM183 214H184V212H183ZM212 214V213H211ZM216 214V213H215ZM219 214H221V213H219ZM218 214V215H219ZM223 214H225V211H224V213ZM222 214V215H223ZM231 214V213H230ZM10 215H11V213H10ZM32 215H34V214H32ZM46 215V216H47ZM97 215V214H96ZM102 215V216H103ZM113 214L111 213V216H112ZM136 215V214H135ZM134 215V216H135ZM138 215V214H137ZM136 215V216H137ZM143 215V214H142ZM200 215H199V217H200ZM217 215V214H216ZM226 215H228V214H226ZM241 215H242V213H241ZM240 215V216H241ZM15 216V215H14ZM40 216V215H39ZM39 216H38V219H39ZM43 216V215H42ZM41 216V217H42ZM83 216V215H82ZM100 216V215H99ZM98 216V217H99ZM118 216V215H117ZM116 216V218H115V221L117 220V217ZM126 216H129V215H127L126 214ZM146 216V215H145ZM145 216H144V218H145ZM177 216H179V215H177ZM177 216L175 215L174 217H176V218H174V219H177ZM185 216V215H184ZM191 216V215H190ZM193 216V215H192ZM223 216H225V215H223ZM232 216V215H231ZM230 216V217H231ZM243 217H244V214L242 215ZM11 217V216H10ZM34 218L36 217V216H33ZM40 217V218H41ZM90 217V216H89ZM92 217V216H91ZM101 217V216H100ZM108 217V216H107ZM110 217V216H109ZM124 217H125V215H124ZM124 217H123V219H124ZM132 217H133V215H132ZM139 217H143V216H141V215H139ZM186 217H188V216H186ZM185 217V218H186ZM196 217V216H195ZM207 217V216H206ZM205 217V218H206ZM226 217V216H225ZM229 217V216H228ZM13 218H15V217H13ZM17 218H19V217H17ZM37 218V217H36ZM35 218V219H36ZM94 217H92V218H90V220L91 219H93ZM104 219H106V217H103ZM102 218V219H103ZM127 219H128V217H126ZM138 218V217H137ZM183 218V217H182ZM185 218H183V219H185ZM193 218V217H192ZM191 218V219H192ZM197 218H198V215H197ZM221 217L219 216L218 217V219H220ZM20 219V218H19ZM27 219V218H26ZM41 219H45V216H44V218H41ZM109 219V218H108ZM110 219H112L111 217H110ZM129 219H130V216H129ZM134 219H135V217H134ZM140 219V218H139ZM139 219H137L138 220V222H132L131 220L129 221V220H127L126 222H132V225H134L135 223H137V227H139L140 225L142 226L143 225V223L142 224H140V222L141 221H139ZM180 219V221H181V218H180V216H179V218H178V220ZM187 219H189V217L187 218ZM196 219V218H195ZM200 219V218H199ZM200 219V220H201ZM222 219H223V217H222ZM221 219V220H222ZM23 220V219H22ZM21 220V221H22ZM28 220V219H27ZM46 220V219H45ZM95 220V218L93 219V221ZM136 220V221H137ZM145 220V219H144ZM193 220V219H192ZM196 220H198V219H196ZM196 220H193V221H196ZM202 220V221H203ZM234 219H232V220H230V224H231V221H232V223H234V221H233ZM17 221H19V220H17ZM32 221V220H31ZM31 221H29V222H31ZM42 221V220H41ZM83 221V220H82ZM92 221V224L96 221H94L93 222ZM109 221V220H108ZM108 221L106 220V222H107V224H109L108 223ZM111 221V220H110ZM113 221H114V219H113ZM118 221V220H117ZM125 221V220H124ZM176 221V220H175ZM189 221V220H188ZM24 222V221H23ZM22 222V223H23ZM26 222V221H25ZM33 222V221H32ZM84 222V221H83ZM86 222V221H85ZM88 222V221H87ZM104 223H106L105 221H103ZM103 222H101L100 224H102ZM144 222V221H143ZM184 222L188 225V229H189V226L191 225H189L187 222H186V220L184 221L183 220V224H184ZM191 223H193V224H195L194 222H192V221H190ZM200 222V221H199ZM204 222V223H205ZM217 222V221H216ZM220 222V221H219ZM228 222V223H227ZM239 222H237L238 223V225L240 224ZM3 223V224H4ZM16 223H18V222H16ZM15 223V224H16ZM75 223V224H74ZM80 223V222H79ZM82 223V222H81ZM90 223V222H89ZM118 223H119V221H118ZM118 223H117V225H118ZM138 223L140 224V225H138ZM176 223H177V221H176ZM179 223V222H178ZM177 223V224H178ZM182 223V222H181ZM197 224H199L200 225V223H198V221L196 222ZM236 223V224H237ZM2 224V225H3ZM8 224H10V222L8 223ZM12 225H13V220H12V223H11ZM21 224V223H20ZM83 224V223H82ZM81 224V225H82ZM123 224H126V223H123ZM123 224H119V225H122V226H120V229H121V227H123ZM202 225H205V224H203V223H201ZM1 225V224H0ZM19 225V223L16 225V226H18ZM83 225H85V224H83ZM180 225V224H179ZM206 225V226H207ZM225 225V226H224ZM3 226H5V225H3ZM7 226V225H6ZM9 226V225H8ZM21 225H19V227H20ZM72 226V227H73ZM78 226H79V224H78ZM103 226H104V224H103ZM106 226V225H105ZM110 226V225H109ZM109 226H106V227H104V228H106V230L108 229V231L109 230H112L111 228L112 227H109ZM147 226H149V225H147ZM157 226V227H156ZM181 226V225H180ZM192 226H195V227H198V225H192ZM230 226V225H229ZM11 227V226H10ZM14 227V226H13ZM64 227H65V223H64ZM76 227V226H75ZM101 227H102V225H101ZM150 227V226H149ZM148 227V229L150 230V228ZM154 227H156V228H158V225H155ZM154 227H152L151 226V230H152V228H153V230L154 229H156V228H154ZM161 227H163V226H161ZM186 227V226H185ZM185 227L183 228V229H185ZM200 227V226H199ZM198 227V228H199ZM203 227V226H202ZM202 227H201V230H202ZM204 227H203V229H204ZM12 228V227H11ZM18 228V227H17ZM78 228V227H77ZM82 228V227H81ZM80 228V229H81ZM90 228V227H89ZM88 228V229H89ZM104 228H102L101 229V231L104 229ZM115 228V227H114ZM116 228H119V227H116ZM139 228H142V227H139ZM160 228V227H159ZM182 228V227H181ZM187 228V227H186ZM193 228V230H194V227H192ZM225 228H226V230H225ZM21 229V228H20ZM143 229V228H142ZM182 229V230H183ZM187 229V230H188ZM196 229V231H197V228H195ZM200 229V228H199ZM205 229L202 231V232H205ZM91 230V229H90ZM90 230H89V232H90ZM122 230H123V228H122ZM146 230H147V228H146ZM151 230H150V232L149 233H154V232H151ZM161 230V229H160ZM190 230V229H189ZM17 231V230H16ZM100 231V230H99ZM100 231V232H101ZM104 231V230H103ZM102 231V232H103ZM107 231V232H108ZM115 231H117V230H115ZM148 231V230H147ZM157 231H159L158 229L156 230V232ZM67 232V231H66ZM73 232V231H72ZM71 232V233H72ZM118 232H119V230H118ZM124 232V231H123ZM122 232V233H123ZM156 232H155V234H156ZM160 232V234L161 233H163V231L161 232V231H159ZM183 232H184V230H183ZM194 232H195V230H194ZM198 232V231H197ZM196 232V233H197ZM200 232V231H199ZM201 232V234L200 233H198V234H200L201 235V237H202V233ZM206 232H207V230H206ZM205 232V233H206ZM210 232H209V234H210ZM247 233V234H249V235H251V237L253 236V238L251 239V237H249V235H247L248 236V238L249 239H247L245 236L243 237V233ZM80 233V234H79ZM94 233V232H93ZM114 234H115V232H113ZM117 233V232H116ZM120 233H121V231H120ZM121 233V234H122ZM148 233V234H149ZM167 233V232H166ZM204 233V234H205ZM222 233V234H221ZM232 233H234V235L232 234ZM165 234V233H164ZM171 234V233H170ZM184 235H186V233H183ZM188 237L187 238H189V236H191V234H190V232H188ZM208 234V236H210L211 237V235H209ZM233 236H232V235ZM235 234H236V236H235ZM18 235L19 234H17L16 232H14V230L12 231V230H5L3 233H1L0 234V250H2V252L4 251V253L6 254V259H5V257H4V253H2V254H0V255H3V256H1L2 257V259H1V262H2V264H33V262H34V258H31V257H29L28 255H24V254H22V252H23V250H22V252H21V249H19V247L17 246V243L18 242H20V241H18L17 239H18ZM90 235H93L92 233L90 234ZM118 235V234H117ZM151 235H153V234H150V236ZM158 235V233L156 234V235H154V236H157ZM163 235V234H162ZM162 235H160L161 237H162ZM169 234L167 233V235L165 234V235H163V237H165V236H168ZM206 236H207V233L205 234ZM22 236V235H21ZM89 236V235H88ZM94 236V235H93ZM170 236V235H169ZM231 236V237H230ZM237 236H238V238H237ZM90 237H92V236H90ZM120 237V236H119ZM118 236L115 238V239H117V238H119ZM122 237V236H121ZM125 237H127V236H125ZM157 237H159V236H157ZM157 237H155L156 239H158ZM163 237H162V240H163ZM171 237V236H170ZM182 237V236H181ZM186 237V236H185ZM184 237V238H185ZM204 237V236H203ZM210 237H208L209 238V240H210ZM219 237V238H220ZM20 238V237H19ZM22 238V237H21ZM150 238H152V237H150ZM183 238V240H186V239H184ZM191 239H193L194 240V237H190ZM189 238V240L191 241V239ZM208 238H206L205 237V240L207 239V244L208 243H210L209 242V240H208ZM213 238V237H212ZM122 239H123V237H122ZM154 239V238H153ZM169 239V242H171V243H169L168 242V246L167 247H169V244H172L173 245V243H172V241H170L171 239H173V237L172 238H168ZM168 239H167V237H166V240L168 241ZM21 240V239H20ZM91 240H93V239H91ZM102 240V239H101ZM118 240V239H117ZM119 240H121V239H119ZM128 240V239H127ZM159 240V239H158ZM161 240V241H162ZM202 240H203V238H202ZM214 240H217V238H215ZM154 241V240H153ZM153 241H151V242H153ZM161 241H160V243H161ZM179 241V240H178ZM178 241H177V243L176 244H178ZM180 241H182V240H180ZM187 241V242H186ZM185 241V243L187 244L188 243V239ZM194 241H196V240H194ZM44 242H42V243H44ZM95 241H93V243H94ZM100 242H102V241H100ZM100 242L98 243V244H95L96 245V247H97V245H99L100 244ZM115 242V241H114ZM127 242V241H126ZM126 242H122L123 244L124 243H126ZM129 242H131V241H129ZM164 242H166L165 240H164ZM174 242H175V240H174ZM183 242V241H182ZM193 241H191V243H192ZM41 242H39V244H42ZM102 243H106V242H102ZM119 243V242H118ZM122 243H120L119 245H122ZM167 243V242H166ZM165 243V244H166ZM181 243V242H180ZM179 243V244H180ZM190 242H189V244H191ZM194 243V242H193ZM193 243L191 244L192 246H194L193 245ZM196 243V242H195ZM218 243V242H217ZM223 243V242H222ZM236 243V244H237ZM108 244V243H107ZM111 245H113L112 243H110ZM116 244V243H115ZM128 244V243H127ZM148 244V243H147ZM152 244V243H151ZM153 244H154V242H153ZM164 244V243H163ZM182 244H184V242L182 243ZM206 244V243H205ZM212 244V243H211ZM210 244V245H211ZM219 244H221L220 242H219ZM224 244V243H223ZM236 244L234 243V247L233 248H235V246H236ZM238 244V245H239ZM101 245H103V244H101ZM111 245L109 246V247H111ZM125 245L126 244H124V250H126L127 248L125 247ZM135 245V244H134ZM133 244L131 245L132 246V248H130V250L132 249V250H134L133 249V246H134ZM150 245V244H149ZM196 245V244H195ZM209 245V244H208ZM207 245V246H208ZM209 245V246H210ZM215 245H217V244H215ZM237 245V246H238ZM240 245V246H241ZM23 246V245H22ZM40 247L42 246V247H46V246H44V244L43 245H39ZM104 246V245H103ZM102 246V248H105V247H103ZM106 246V245H105ZM127 247H130V246H128V245H126ZM147 246L148 245H146V248H147ZM154 246V245H153ZM155 246H156V244H155ZM178 246H182V245H178ZM177 246V247H178ZM213 244L211 245V247L213 248ZM220 246V245H219ZM24 247V246H23ZM29 247V246H28ZM28 247H24V248H28ZM89 247V246H88ZM107 247V246H106ZM118 247H120V246H118ZM172 247H174V245L172 246ZM190 247V246H189ZM195 247H197V246H195ZM222 247V246H221ZM23 248V249H24ZM35 248V249H36ZM47 248V249H48ZM92 248V247H91ZM98 248H99V251H96L95 249H97L98 250ZM98 248H93L96 252H99L98 253V255L100 254V246L98 247ZM121 248V247H120ZM136 248H137V246H136ZM135 248V249H136ZM145 248V247H144ZM150 248V247H149ZM157 248V247H156ZM170 248V247H169ZM169 248H166L167 249V252L169 253V251H168V249ZM175 248L176 247H174V249L172 248L171 250L172 251H174L175 250ZM218 248V247H217ZM247 248V247H246ZM249 248V247H248ZM254 248V247H253ZM253 248H252V251H253ZM34 249V248H33ZM32 249V250H33ZM38 249H39V247H38ZM89 249V248H88ZM110 249V250H109ZM111 249L113 250V251H115L114 250V248H107V250H109L108 252L109 253H113V252H111ZM163 248H161V250H162ZM165 249V248H164ZM178 249V248H177ZM180 249V250H179ZM179 249H178V251L180 252L181 251V248L179 247ZM258 249H256L257 251H259ZM26 250V249H25ZM43 250V249H42ZM92 250V249H91ZM90 250V251H91ZM94 250H93V252H94ZM104 250V249H103ZM138 250V249H137ZM139 250H141V249H139ZM152 250H153V248H152ZM237 250V249H236ZM236 250H231V252L233 251H236ZM249 250V253L248 254H251L252 252H250V250H251V248L250 249H248ZM34 251V250H33ZM45 251H43V253L45 252ZM72 251H74V250H72ZM79 251V250H78ZM150 251V250H149ZM172 251H171V253H172ZM178 251L176 252V253H178ZM241 253H242V251H243V249H242V251L241 250H239ZM247 251V250H246ZM36 252H37V250H36ZM41 252V251H40ZM39 252V253H40ZM95 252V254H97ZM104 252H106V251H104ZM104 252H102V254H104ZM122 252V251H121ZM135 253H137V251H134ZM140 253H142L141 251H139ZM138 252V254L140 255V253ZM175 252H173V253H175ZM217 253H218V255L217 254H211V255H214L213 256V259H219V252L218 251H216ZM229 253L231 256H232V253ZM254 252V251H253ZM23 253H25V252H23ZM28 253V252H27ZM33 253V252H32ZM43 253H42V255H43ZM46 253V254H47ZM74 252H72V254H73ZM77 253V252H76ZM82 253V252H81ZM90 253V252H89ZM88 253V254H89ZM115 253H118L119 255L121 254V253H119V252H116L115 251ZM125 253V252H124ZM129 253V252H128ZM146 253V252H145ZM145 253H142L141 255H143V257H145ZM156 253H157V250H156ZM159 253V252H158ZM175 253V254H176ZM182 253V252H181ZM184 253V252H183ZM187 252H185L184 254H186ZM189 253H191V252H188L186 255L187 256H190V254ZM228 253V252H227ZM236 253H239L238 252V250H237V252ZM235 253V255H234V253H233V255L236 257H238L239 255L238 254H236ZM33 254H35V251H34V253ZM45 254V253H44ZM78 254V253H77ZM94 254V253H93ZM102 254H101V256H102ZM105 254H107V253H105ZM103 255V256H105V258H106V255ZM118 254H116L119 258H121V256L122 255H124V254H122L121 256H119ZM138 254L136 255V254H134V255H136V258H137V256H138ZM146 254H148V253H146ZM170 254V253H169ZM179 254V253H178ZM178 254H176V255H178ZM183 254V255H184ZM228 254V255H229ZM240 254V253H239ZM247 254V255H248ZM253 254V253H252ZM35 255H37L38 256V254L36 253ZM34 255V256H35ZM74 256H75V254H73ZM81 254H79V256H80ZM83 255H84V257H86V256H89V255H87L86 254V256H85V254H84V252H83ZM92 255V254H91ZM98 255H97V258L99 259L100 258V255H99V257H98ZM115 255V254H114ZM114 255H107V257H110L111 256V258H113L114 257ZM127 255V254H126ZM159 255H161V254H159ZM164 255V254H163ZM162 255V256H163ZM173 255V254H172ZM211 255H210V257H211ZM215 255H216V258H214L215 257ZM30 256H31V254H30ZM36 256V257H37ZM39 256H40V254H39ZM69 256V255H68ZM96 255H93L92 256V258H94L96 261H98V259L95 257ZM102 256V257H103ZM117 256H115V257H117ZM148 256H149V254H148ZM152 256V255H151ZM151 256L150 257H148V258H150L151 259ZM181 257H182V254L180 255ZM191 256H193L192 255V253H191ZM218 256V257H217ZM231 256H229L230 258H232ZM33 257V256H32ZM48 257H51V258H53L52 259V261H51V259H50V261H47L46 259H48ZM66 257H67V255H66ZM70 257V256H69ZM69 257L66 259V262H67V260L69 259ZM114 257V258H115ZM118 257L117 258H115V259H118ZM122 257H124V261L127 263V259L128 258H126V260H125V257L126 256H122ZM143 257H141V258H143ZM147 257V256H146ZM145 257V258H146ZM221 257V256H220ZM228 257V256H227ZM228 257V258H229ZM240 257V261H242L243 260V257H245L244 255H243V257L240 255L239 256ZM38 258V257H37ZM62 258V257H61ZM71 258H72V255H71ZM83 258V257H82ZM90 258H91V256H90ZM114 258L112 259V261H114ZM134 259H136L135 257H133ZM140 258V256H139V260L141 259ZM161 258V257H160ZM171 258V257H170ZM173 258V257H172ZM177 258V257H176ZM182 258H184V256L182 257ZM224 258V257H223ZM223 258L221 259V260H223ZM229 258V259H230ZM245 258H247V256L245 257ZM258 258H260V256L258 257ZM40 259V258H39ZM48 259V260H49ZM74 259H75V257H74ZM73 259V260H74ZM80 259H81V256H80ZM87 259H88V257H87ZM87 259H82V260H87ZM107 259V258H106ZM137 259V260H138ZM144 259V258H143ZM142 259V260H143ZM147 259V258H146ZM150 259H147L146 261H149ZM191 259V258H190ZM216 259V260H217ZM225 260H227L226 259V257L224 258ZM228 259V260H229ZM236 259V258H235ZM234 259V257H233V260H235ZM40 260H42V259H40ZM62 260V259H61ZM64 260H65V258H64ZM72 260V259H71ZM77 260V259H76ZM76 260H74V261H76ZM94 260V261H95ZM103 260H105L104 258H103ZM109 260H111L110 258H109ZM119 260V259H118ZM117 260V261H118ZM141 260V261H142ZM153 260H156V258L155 259H153ZM188 260H189V258H188ZM192 260H193V258L191 259V262H192ZM211 260V259H210ZM237 260V259H236ZM235 260V261H236ZM252 260V259H251ZM253 260V261H254ZM37 261H39V260H37ZM63 261V260H62ZM78 262H81V260L79 261V260H77ZM91 261V260H90ZM93 261V262H94ZM106 261H108V260H106ZM112 261L110 262V263H112ZM116 261V263H118ZM121 261H122V259H121ZM129 261V260H128ZM139 262V264L141 263L142 264V262ZM157 261V260H156ZM190 261V260H189ZM189 261H188V264H190L189 263ZM208 261H209V258H208ZM219 261V260H218ZM224 261V260H223ZM239 261V260H238ZM244 261V260H243ZM248 261V260H247ZM249 261H250V258H249ZM254 261V262H255ZM65 262V261H64ZM65 262V263H66ZM69 262V261H68ZM86 262V261H85ZM100 262H104V261H101V258H100ZM99 262V263H100ZM130 262V261H129ZM137 262V261H136ZM150 262V261H149ZM178 262V261H177ZM182 262H183V260H182ZM211 262V261H210ZM212 262L214 263V261L212 260ZM253 262V263H254ZM38 263H40V262H38ZM38 263H36V264H38ZM72 263V262H71ZM71 263H69V264H71ZM75 263H77V262H75ZM83 263V262H82ZM81 263V264H82ZM96 263H98V262H96ZM98 263V264H99ZM108 263V262H107ZM119 263H120V261H119ZM118 263V264H119ZM124 263V262H123ZM123 263H120V264H123ZM138 263V262H137ZM136 263V264H137ZM151 263V262H150ZM157 264V262H152V264ZM180 263V262H179ZM187 264V261L185 260V262H184V264ZM216 263V262H215ZM220 262H217V264H219ZM224 263V262H223ZM251 263H252V261H251ZM256 263V264H257ZM35 264V263H34ZM41 264V263H40ZM58 264H60V263H58ZM77 264H79V263H77ZM85 264H87V262L85 263ZM101 264V263H100ZM105 264V263H104ZM114 264V263H113ZM128 264V263H127ZM180 264H182V263H180ZM221 264V263H220ZM255 264V263H254Z\"/></svg>",
	"mask_w": 264,
	"mask_h": 264
}]
</instances>
